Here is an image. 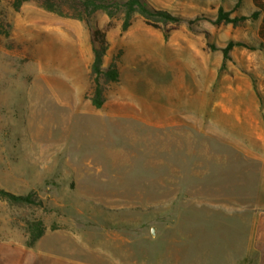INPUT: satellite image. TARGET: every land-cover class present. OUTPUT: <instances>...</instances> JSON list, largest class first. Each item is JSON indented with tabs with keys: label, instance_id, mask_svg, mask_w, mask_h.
<instances>
[{
	"label": "rangeland",
	"instance_id": "1",
	"mask_svg": "<svg viewBox=\"0 0 264 264\" xmlns=\"http://www.w3.org/2000/svg\"><path fill=\"white\" fill-rule=\"evenodd\" d=\"M145 2L186 21L134 14L124 31L122 7L0 0V189L42 202L0 199V264H264L260 21L215 24L252 0ZM96 28L119 73L100 109ZM231 41L252 49L221 70L209 46Z\"/></svg>",
	"mask_w": 264,
	"mask_h": 264
},
{
	"label": "trees",
	"instance_id": "2",
	"mask_svg": "<svg viewBox=\"0 0 264 264\" xmlns=\"http://www.w3.org/2000/svg\"><path fill=\"white\" fill-rule=\"evenodd\" d=\"M60 2H72L80 5L85 11L107 10L113 7H122L125 11V22L123 30L125 31L130 23L129 20L134 14L140 15L147 25L155 26L151 20H161L164 23L180 24L185 22V18L181 16L172 15L166 11L156 10L149 6L145 0H124L122 3L117 0H55ZM244 0H237L233 12H236L242 5ZM254 11L249 17H231L232 12H225L222 7L218 9L217 17L215 20L216 25L232 24L237 26L240 21L252 19L260 21L258 25L257 35L261 41V45L264 47V0H252ZM192 23L191 21H188ZM168 37V34L165 35ZM92 52L93 61L90 68V76L93 83V92L91 96V103L94 108L100 109L104 103V94L106 86L116 83L119 79V73L117 68V60L113 61L107 70H103L104 57L106 55L108 42L105 33L96 28L92 32ZM212 51L220 50L223 55L222 68L225 67L227 61L230 60V53L235 47L250 48L249 45L243 42L231 41L224 48H217L216 46H209ZM0 199L20 205H42L41 200L35 197L33 194L16 195L5 190L0 189ZM28 225V224H27ZM29 238L27 246L32 248L36 242L43 236L44 228L40 222L28 225Z\"/></svg>",
	"mask_w": 264,
	"mask_h": 264
},
{
	"label": "water",
	"instance_id": "3",
	"mask_svg": "<svg viewBox=\"0 0 264 264\" xmlns=\"http://www.w3.org/2000/svg\"><path fill=\"white\" fill-rule=\"evenodd\" d=\"M154 232H155V230H154V228H152L151 234L154 235Z\"/></svg>",
	"mask_w": 264,
	"mask_h": 264
}]
</instances>
